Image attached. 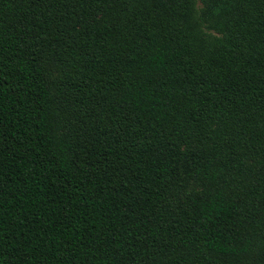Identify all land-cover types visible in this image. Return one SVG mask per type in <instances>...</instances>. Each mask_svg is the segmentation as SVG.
I'll list each match as a JSON object with an SVG mask.
<instances>
[{
    "label": "trees",
    "instance_id": "obj_1",
    "mask_svg": "<svg viewBox=\"0 0 264 264\" xmlns=\"http://www.w3.org/2000/svg\"><path fill=\"white\" fill-rule=\"evenodd\" d=\"M201 1L0 0V264H264V0Z\"/></svg>",
    "mask_w": 264,
    "mask_h": 264
},
{
    "label": "rangeland",
    "instance_id": "obj_2",
    "mask_svg": "<svg viewBox=\"0 0 264 264\" xmlns=\"http://www.w3.org/2000/svg\"><path fill=\"white\" fill-rule=\"evenodd\" d=\"M195 7L198 11H200L203 7L202 1L201 0H195ZM206 30L209 32H212L213 34H217V32L214 30H211V29H206Z\"/></svg>",
    "mask_w": 264,
    "mask_h": 264
}]
</instances>
